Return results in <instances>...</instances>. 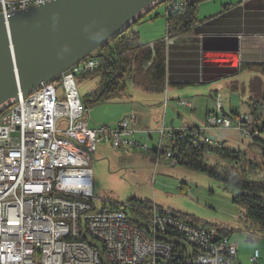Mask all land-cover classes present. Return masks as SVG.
<instances>
[{
	"label": "built area",
	"instance_id": "built-area-1",
	"mask_svg": "<svg viewBox=\"0 0 264 264\" xmlns=\"http://www.w3.org/2000/svg\"><path fill=\"white\" fill-rule=\"evenodd\" d=\"M45 1L0 0V13ZM185 3L168 0L165 14ZM165 39L171 41L170 36ZM154 45H148L151 58L144 67L151 65ZM101 62L87 58L0 111V264H242L236 245L220 226H205L187 214L151 206L143 228L128 219L129 203L104 202L95 208L91 154L97 143H108L115 149H151L156 164L176 165L173 144L187 128L195 144L216 147L219 140L210 139L208 129L233 127L249 138L250 130L260 134L264 117L259 123L253 119L251 129V117L243 116L248 112L234 113V118L223 115L216 94L215 107L201 125L170 127L162 122L154 131L158 142L149 148L138 135L150 137L153 132L140 130L134 113L114 125L91 127L83 119L87 107L75 78ZM168 100L165 94L163 108ZM178 104L191 107L185 99ZM61 119L66 127L58 126ZM87 236L99 242L101 250ZM259 258L255 249L249 264H264Z\"/></svg>",
	"mask_w": 264,
	"mask_h": 264
},
{
	"label": "rangeland",
	"instance_id": "rangeland-1",
	"mask_svg": "<svg viewBox=\"0 0 264 264\" xmlns=\"http://www.w3.org/2000/svg\"><path fill=\"white\" fill-rule=\"evenodd\" d=\"M167 1L165 0L164 3L156 6L151 11L158 13L157 18L153 19V25H146L148 21L145 22L143 19L138 20L134 24L133 29L139 31V38L142 43L147 41L146 34L159 31V20L165 19L169 14H165ZM187 1L185 0V2ZM207 2L213 3L212 0H205L198 4L196 13L198 20L206 12L203 9V4ZM214 2H217V0ZM166 37L168 35L166 34L165 26L164 43L166 42ZM251 72H253V83L251 82L254 92L253 98L254 100L262 101L264 97V75L256 70H251ZM75 79L82 102H87L91 94L101 88L103 83L101 75L93 78H88V76L82 78L77 75ZM246 84L247 82L241 80V86H246ZM220 93L225 113L230 111V107L239 108L240 111L242 110L241 112L246 110L245 103L250 98L241 89L237 93H228L226 91H220ZM164 96L165 92L149 91L146 93L135 84H128L126 91L119 98L88 103L83 119L90 126L99 124L113 125L124 117L125 114L122 115V113L130 107V103L131 106H133L132 104H140L138 106H142L146 103H156L154 108L158 106L159 111L152 114V117L159 118L161 121ZM153 99L156 100L153 101ZM159 101L161 102L159 103ZM190 101L194 107L192 116L200 120H204L203 107L205 105L212 109L215 107V98L210 96L204 95ZM181 110L185 114L190 112L183 108ZM255 113L257 119L254 114L253 116L250 113L243 115L251 117V126H253V119L255 121L258 120L259 123L260 119L264 117V112L255 111ZM117 119L119 120L116 121ZM58 126L66 127V121L64 119L59 120ZM206 133L212 140L223 141L224 145L231 150H246L250 157L258 159L262 153L260 146H249L251 137L241 136L233 127L210 128ZM158 138V133H153L150 137L141 134V140L147 142L149 148H153L156 145ZM162 144H165L164 140ZM152 154L153 151L151 149L148 151L130 148L115 149L108 143H97L96 151L91 154L90 161L94 183L93 206L98 208L104 202H107V204L110 202L113 204L129 203L135 199L137 201H147L151 204L150 206L188 214L205 226L217 225L222 227L224 234L236 245L237 259L242 264L250 263V257L255 249H258L260 253L259 263H264V228L249 219L244 213V208L232 200L236 191L204 171L187 169L178 164L169 165L165 161H160L156 164V158ZM205 162L222 164L223 160L211 152H207ZM254 177L263 178L260 172H255L248 177V181H264V179L255 180ZM87 240L101 250L99 242L89 236H87Z\"/></svg>",
	"mask_w": 264,
	"mask_h": 264
},
{
	"label": "crops",
	"instance_id": "crops-1",
	"mask_svg": "<svg viewBox=\"0 0 264 264\" xmlns=\"http://www.w3.org/2000/svg\"><path fill=\"white\" fill-rule=\"evenodd\" d=\"M212 1L203 4L206 12L200 17L202 19H197L186 32L171 36V41L165 42L166 81L163 92L167 93L169 100L162 110L161 121L152 117V114L159 111L158 106L154 108L156 103L131 106L129 102L130 107L122 113H134L140 130L154 133L162 122L166 126L177 127L201 125L203 119L192 116L194 107L190 100L204 95L215 98L216 94L221 96L220 91L237 93L241 89L247 93L248 98H253V72L242 66L245 63L264 61V0ZM151 11L141 18L148 21V24L143 22L146 25H153V19L157 18L158 13ZM158 24L159 31L146 34L147 41L143 44L163 40L165 19L159 20ZM241 80L247 82L246 86H241ZM183 99L191 103L190 108L178 104V100ZM221 104L223 115L242 111L230 107V111L225 113L222 96ZM182 108L190 112L185 114ZM211 109L207 105L203 107V118L206 111ZM247 110L246 107L242 113Z\"/></svg>",
	"mask_w": 264,
	"mask_h": 264
},
{
	"label": "water",
	"instance_id": "water-1",
	"mask_svg": "<svg viewBox=\"0 0 264 264\" xmlns=\"http://www.w3.org/2000/svg\"><path fill=\"white\" fill-rule=\"evenodd\" d=\"M165 0H48L0 13V111L58 79Z\"/></svg>",
	"mask_w": 264,
	"mask_h": 264
},
{
	"label": "trees",
	"instance_id": "trees-1",
	"mask_svg": "<svg viewBox=\"0 0 264 264\" xmlns=\"http://www.w3.org/2000/svg\"><path fill=\"white\" fill-rule=\"evenodd\" d=\"M202 1L205 0H188L178 10L170 12L165 18L166 34L175 36L186 32L197 21V6ZM134 24L94 53V58L102 60L99 67L79 75L82 78L101 75L103 80L101 88L95 90L87 102H84L86 107L88 103L119 98L126 91L128 84H135L148 91L163 92L166 81L165 43L163 40L155 43L151 65L144 67L151 58V50L147 44L141 43L138 31L133 29ZM242 68L256 70L264 75V61L245 63ZM245 104L247 112L252 116L254 114L256 119L255 111L264 112V97L262 101L250 98ZM234 113L227 116L234 118ZM262 124L260 134L255 135L250 130L249 146L258 145L262 150L258 159L250 157L246 150L229 149L223 141H219V146L216 147L203 143L195 144L189 128L181 137L176 135L173 152L176 164L187 169L204 171L236 191L232 200L244 208V213L249 219L264 228V182L248 181V177L255 172L264 174V138L259 136L264 135V121ZM253 128L255 129L254 126L251 129ZM207 152L223 160V163H206ZM129 204L128 219L144 228L143 220L149 215L151 204L135 199Z\"/></svg>",
	"mask_w": 264,
	"mask_h": 264
},
{
	"label": "bare ground",
	"instance_id": "bare-ground-1",
	"mask_svg": "<svg viewBox=\"0 0 264 264\" xmlns=\"http://www.w3.org/2000/svg\"><path fill=\"white\" fill-rule=\"evenodd\" d=\"M5 14H8V13H5Z\"/></svg>",
	"mask_w": 264,
	"mask_h": 264
}]
</instances>
